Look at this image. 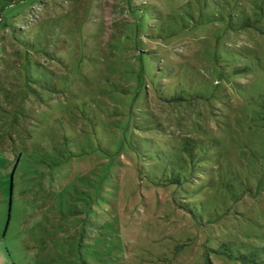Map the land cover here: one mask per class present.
<instances>
[{"label":"rangeland","instance_id":"1","mask_svg":"<svg viewBox=\"0 0 264 264\" xmlns=\"http://www.w3.org/2000/svg\"><path fill=\"white\" fill-rule=\"evenodd\" d=\"M250 253L264 0H0V264Z\"/></svg>","mask_w":264,"mask_h":264},{"label":"trees","instance_id":"2","mask_svg":"<svg viewBox=\"0 0 264 264\" xmlns=\"http://www.w3.org/2000/svg\"><path fill=\"white\" fill-rule=\"evenodd\" d=\"M190 155L192 156V153H190ZM187 204H189V203H187ZM253 257L254 256H252L251 255V253L248 255V256H245L244 258V260H247L248 259V261L250 262V263H252V264H255V262H253ZM243 258V257H242Z\"/></svg>","mask_w":264,"mask_h":264}]
</instances>
